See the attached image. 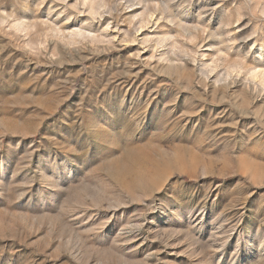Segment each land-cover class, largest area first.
<instances>
[{"label": "rangeland", "instance_id": "374dc122", "mask_svg": "<svg viewBox=\"0 0 264 264\" xmlns=\"http://www.w3.org/2000/svg\"><path fill=\"white\" fill-rule=\"evenodd\" d=\"M0 264H264V0H0Z\"/></svg>", "mask_w": 264, "mask_h": 264}]
</instances>
